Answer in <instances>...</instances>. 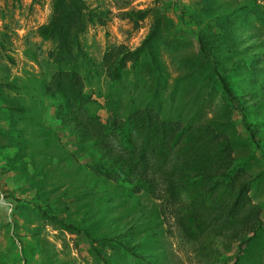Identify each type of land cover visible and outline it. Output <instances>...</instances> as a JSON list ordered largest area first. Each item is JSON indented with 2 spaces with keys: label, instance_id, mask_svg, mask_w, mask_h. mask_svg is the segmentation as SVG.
Instances as JSON below:
<instances>
[{
  "label": "rangeland",
  "instance_id": "rangeland-1",
  "mask_svg": "<svg viewBox=\"0 0 264 264\" xmlns=\"http://www.w3.org/2000/svg\"><path fill=\"white\" fill-rule=\"evenodd\" d=\"M83 1L79 39L87 56L61 67L50 57L57 41L38 31L54 0H0V264H151L148 257L155 264H264V0ZM245 4L228 12L233 38L220 26L224 17L208 18L212 10ZM155 24L160 34L153 40ZM200 37L225 68L235 63L230 76L239 105L216 81ZM121 44L140 56L112 81L104 55ZM60 68L80 73L87 108L104 120L153 107L169 120L215 123L252 176L234 220L249 215V221L226 237L220 231L222 211L240 183L236 175L207 182V203L189 206L190 231L163 215L161 200L150 193L94 176L88 166L96 154L84 153L57 119L61 96L46 93ZM121 242L137 245L145 258Z\"/></svg>",
  "mask_w": 264,
  "mask_h": 264
},
{
  "label": "trees",
  "instance_id": "trees-1",
  "mask_svg": "<svg viewBox=\"0 0 264 264\" xmlns=\"http://www.w3.org/2000/svg\"><path fill=\"white\" fill-rule=\"evenodd\" d=\"M247 7L245 4L231 10H212L208 18L219 20L224 17V25L220 26H223L227 38H233L234 35L228 29L231 17L228 12L241 11ZM85 9L83 0H54L50 20L38 29L41 36L57 41L58 52H50V57L61 67L74 61L77 54L85 58L87 56L79 39L86 27ZM154 28L151 38L156 40L160 25L155 24ZM199 42L205 59L212 62V72L225 96L233 104L239 105L230 76L235 63L225 68L213 56V50L202 37ZM147 46L152 62L157 65L151 41H147ZM139 56L137 50L122 44L110 47L104 55L108 77L112 81L119 80L128 63H136ZM46 93L53 98L61 96L63 102L57 111V119L64 129L77 137L84 153L96 154L93 158L95 164L88 167L97 178L113 181L136 193H150L161 200L163 215L177 220L180 226L190 231L189 221L194 216L189 206L207 203V182L236 175L240 183L232 201L222 211L220 231L225 228L223 237H226L228 233L236 232L243 221H249V215H243L239 222H234L237 212L247 201L252 176L238 166L229 136L221 132L215 123L169 120L153 107L137 109L126 118L113 114L104 120L101 115L87 108L89 98L84 94L83 77L72 68L56 71L46 87ZM245 127L259 147L254 129L249 124H245ZM254 211L251 210L249 214ZM258 224L259 228L263 221L259 219ZM248 229L256 231L254 227ZM243 242L240 241L237 259L242 252ZM121 245L131 255L145 258L137 250V245L124 242ZM146 259L155 264L153 257Z\"/></svg>",
  "mask_w": 264,
  "mask_h": 264
}]
</instances>
